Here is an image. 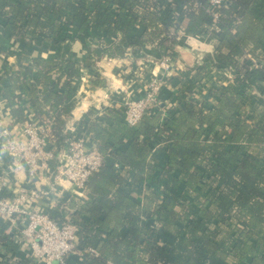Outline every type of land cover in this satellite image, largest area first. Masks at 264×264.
<instances>
[{"label":"trees","instance_id":"obj_1","mask_svg":"<svg viewBox=\"0 0 264 264\" xmlns=\"http://www.w3.org/2000/svg\"><path fill=\"white\" fill-rule=\"evenodd\" d=\"M207 2L0 0L8 36L35 42L68 38L67 29L74 27L93 60L134 48L162 57L180 31L218 39L213 58L180 88L185 101L178 108L165 116L159 106L147 109L135 126L122 118L123 107L110 116L111 108L109 116L88 123L97 149L117 162L105 160L90 175V198H71L80 248L98 251L80 255L78 264H211L215 259L233 264L248 257L250 264H264V128L245 111L252 89L264 91V0H227L219 19L207 11ZM137 25L143 31L131 33ZM114 35L121 42L106 44ZM213 68L233 74L225 87L210 89L216 104L200 100L192 88ZM76 76L74 61L38 56L0 76V89L21 123L28 100L37 122H55L53 135L64 142L65 116L73 106L67 97ZM124 137L129 145L121 150L117 144ZM156 143L166 150L160 170L152 157ZM4 223L0 215V242L16 249L12 234L1 232ZM159 232L171 236L162 241ZM0 264L41 263L31 255H10Z\"/></svg>","mask_w":264,"mask_h":264},{"label":"crops","instance_id":"obj_2","mask_svg":"<svg viewBox=\"0 0 264 264\" xmlns=\"http://www.w3.org/2000/svg\"><path fill=\"white\" fill-rule=\"evenodd\" d=\"M4 30V20L0 17V76L11 75L15 69L29 64L33 58L38 56L76 63L77 76L67 97L68 103L73 106L65 116L64 134L67 135V138H84L89 146L96 148L97 144L87 128L90 121H99L109 114L110 116L111 114L115 115L114 111L118 112L122 108L123 100L126 97L129 99L143 97L146 94L147 84L155 77L162 82L157 96L159 108L162 109L163 116L167 115L169 109L178 108L184 103L185 100L179 98L180 88L185 82L191 80L199 65L213 58L218 43L217 37L212 33L184 32L172 45V50L162 57H155L140 48H134L123 56L104 55L100 59L93 60L86 55L83 38L78 35V30L74 27L67 29L68 38L53 36L36 42L25 36H8ZM130 31L139 34L143 31V27L137 25ZM114 40L121 42L120 37L114 35L105 43L109 44ZM89 41L91 45H97L95 39H89ZM232 77L233 74L229 69H210L192 87L194 95L200 100L208 98V102L216 104L218 100L209 95L210 89L225 87L231 82ZM245 101L247 115L264 128V91L259 86L255 87ZM24 103L27 119L33 117L36 119L37 117L29 108L28 100H25ZM111 108L113 111L109 113ZM122 118L124 119L123 114ZM52 123L53 132L56 123ZM23 124L0 89V176L9 175L13 189L23 187L26 189L36 187L48 189L49 185L55 182L51 194L43 195L33 205L44 209L55 217L71 216L70 211L73 210L70 204L71 198L85 200L90 198L91 193L85 190V195L80 196L67 180L55 181L58 156L64 142L58 148V141L55 139L56 144L51 146L55 157L50 160L48 168L40 169L41 171L34 177L29 174L24 163L20 167L14 166L13 158L3 150V129L7 127L19 131ZM128 145L129 138L127 137L119 140L117 144L121 150H126ZM152 157L156 161L157 169L160 170L166 161L165 145L156 143ZM105 160L108 164L117 162L111 155H106ZM21 227L22 225L19 223L5 220L4 229L1 232L12 234L18 246L13 251L0 242V261L7 259L10 255L16 257L29 255L23 249L24 247L20 246L22 237L19 230ZM170 236L165 232H159L162 241ZM79 257L80 255H74L70 257L69 261H72V264H78ZM250 262L251 258L248 257L233 264H250ZM211 264H224V262L221 259H215Z\"/></svg>","mask_w":264,"mask_h":264},{"label":"built area","instance_id":"obj_3","mask_svg":"<svg viewBox=\"0 0 264 264\" xmlns=\"http://www.w3.org/2000/svg\"><path fill=\"white\" fill-rule=\"evenodd\" d=\"M226 3L227 0H208L206 9L215 19H219V10ZM182 33L184 31H180ZM252 63L260 65L255 59H252ZM161 85V80L155 77L147 84L143 97H126L123 100V115L128 125L135 126L147 109L159 106L157 96ZM52 124V121L39 124L37 118L33 117L26 119L19 131L7 127L3 129L2 148L13 158L14 166L20 167L24 163L33 177L40 169L48 168L50 160L55 157L51 147L56 144ZM58 158L55 181L67 180L78 195L84 196L90 175L102 168L106 156L96 147L89 146L84 138L68 137ZM54 184L52 182L48 189H13L9 175L0 176V215L4 220L22 225L19 230L22 237L20 246L38 263L67 264L73 255H83L85 252L97 255L95 247L80 248L78 226L69 215L55 217L33 205L43 195H50Z\"/></svg>","mask_w":264,"mask_h":264},{"label":"rangeland","instance_id":"obj_4","mask_svg":"<svg viewBox=\"0 0 264 264\" xmlns=\"http://www.w3.org/2000/svg\"><path fill=\"white\" fill-rule=\"evenodd\" d=\"M181 35V34H180ZM200 99V98H199Z\"/></svg>","mask_w":264,"mask_h":264}]
</instances>
